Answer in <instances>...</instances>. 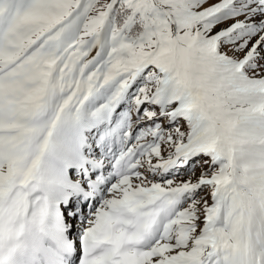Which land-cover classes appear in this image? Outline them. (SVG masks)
I'll list each match as a JSON object with an SVG mask.
<instances>
[{"label": "snow or ice", "instance_id": "6c2138e0", "mask_svg": "<svg viewBox=\"0 0 264 264\" xmlns=\"http://www.w3.org/2000/svg\"><path fill=\"white\" fill-rule=\"evenodd\" d=\"M0 264H264V0H0Z\"/></svg>", "mask_w": 264, "mask_h": 264}, {"label": "rangeland", "instance_id": "374dc122", "mask_svg": "<svg viewBox=\"0 0 264 264\" xmlns=\"http://www.w3.org/2000/svg\"><path fill=\"white\" fill-rule=\"evenodd\" d=\"M207 159H208V157H201V163H203V161L207 160ZM204 167H207V165H204ZM200 171H201V169L198 167L196 170V174L199 175Z\"/></svg>", "mask_w": 264, "mask_h": 264}]
</instances>
